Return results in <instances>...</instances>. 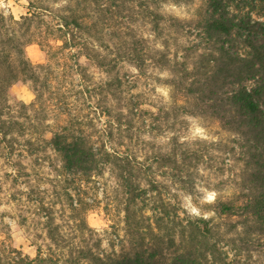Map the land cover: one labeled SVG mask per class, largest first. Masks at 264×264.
<instances>
[{
    "label": "trees",
    "instance_id": "obj_1",
    "mask_svg": "<svg viewBox=\"0 0 264 264\" xmlns=\"http://www.w3.org/2000/svg\"><path fill=\"white\" fill-rule=\"evenodd\" d=\"M168 1L192 0H67L50 20L43 0H29L27 12L18 18L0 11V153L7 150L11 156L15 145L31 148L35 144L29 134L35 133L30 131L35 124L26 112L28 107L11 103L10 88L30 81L38 84L35 99L43 98L41 88L47 90L50 80L39 81L25 52L28 44L36 43L50 59L58 51L74 49L72 65L80 75L86 70L81 65L88 64L108 74L92 91L100 90L104 98L118 104L123 86L116 72L119 62H128L138 71L146 63L168 69L170 77L165 82L171 107L159 108L156 116L168 117L172 112L215 120L235 135L244 153L246 191L216 197L209 205L212 217L190 216L163 196L159 182L149 178L147 168L132 154L107 147L105 141L96 146L78 120H69L68 126L41 141L59 156L62 171L83 182L111 166L122 191L128 248L104 252L82 247L60 260V254L54 257L53 253L38 252L30 257L0 239V264H232L219 243L237 225L241 232L236 239L242 251L264 248V20L250 14V9L260 7L257 15L264 17V0H201L190 18L162 13L160 7ZM140 23L149 27L160 46L154 47L138 35ZM185 34L194 35L198 42L180 46L178 39ZM239 43L246 51H241ZM171 45L175 46L172 57ZM179 47L182 51L177 57ZM135 109L134 105L129 111ZM102 112L108 117L106 136L110 139L112 130L122 124V110L110 105ZM19 138H24L23 143ZM172 151L156 155L154 161L171 169L174 181L185 183L182 172L189 167L188 153L182 150L178 160L176 149ZM68 197L71 215L79 219L83 230L88 227L82 217L87 203L78 196L74 204ZM146 207L153 211L151 217L144 215ZM38 208L45 217L47 237L60 245L62 237L50 208L42 202ZM231 217L238 219L233 224L214 222V218ZM221 225L226 227L223 233Z\"/></svg>",
    "mask_w": 264,
    "mask_h": 264
},
{
    "label": "rangeland",
    "instance_id": "obj_2",
    "mask_svg": "<svg viewBox=\"0 0 264 264\" xmlns=\"http://www.w3.org/2000/svg\"><path fill=\"white\" fill-rule=\"evenodd\" d=\"M67 0H43L48 6L49 20ZM29 0H2L0 11L14 18L27 12ZM201 0L188 2L168 1L161 5L164 14L178 18H190L199 9ZM247 9V8H246ZM260 7L250 9L252 18L264 20L257 15ZM147 25H137L138 35H143L150 44L158 47L159 39L153 40ZM180 46L198 42L191 34L180 36ZM241 51L246 47L239 43ZM172 57L175 46L171 45ZM177 49V57L181 54ZM30 62L37 69L39 81L49 79L48 89H43V98L35 99L34 86L30 81L19 82L10 88L11 103H24L27 114L35 126L30 127L31 140L35 144L30 148L15 145L11 156L8 151L0 153V239H5L13 247L20 249L30 257L38 252L60 254L63 260L70 251L89 247L96 251L118 252L128 248V237L124 232L122 191L110 165L103 167L102 173L83 182L78 177L68 176L62 171L59 156L41 140L68 126L69 120H78L82 129L90 133L95 145L105 141L107 147L115 146L119 151L132 154L147 168L149 178L159 182L163 196L171 202H177L190 216H214L209 205L216 197H231L243 194L245 169L244 153L238 145L237 137L225 130L215 120H204L198 116L169 112V116H156L159 108L170 109V89L165 79L170 77L168 69L146 63L138 71L128 62H119L116 72L123 79L120 103L104 98L100 90L92 91L108 79V74L93 64L81 65L86 68L80 75L75 71L71 54L74 49L58 51L49 58L36 44L25 47ZM121 107L123 119L119 129L112 130L107 138L108 117L102 112L104 106ZM136 106V111H129ZM24 138H19L23 143ZM176 149L177 159L180 152L188 153L189 167L182 172L185 183L174 181L172 170L160 167L154 161L158 154L172 153ZM32 151L30 153V151ZM18 162V163H17ZM83 198L87 210L82 217L88 227L83 230L78 218H73L69 209L70 200ZM79 194V195H77ZM38 202L48 206L54 223L62 237L60 245L50 242L44 227L45 217L38 208ZM153 211L146 207L144 215L151 217ZM179 215L182 213L179 211ZM237 217L227 219L214 218L233 224ZM149 222H152L150 218ZM231 227V226H230ZM220 232L226 229L220 226ZM241 232L237 225L226 233L220 246L226 254V260L232 264H264V248L242 251L237 240ZM230 239V240H229ZM231 239H234L231 241ZM241 247L235 254L236 248ZM77 254V253H76ZM235 254V255H234ZM59 260V261H60ZM60 264V262H58Z\"/></svg>",
    "mask_w": 264,
    "mask_h": 264
},
{
    "label": "clouds",
    "instance_id": "obj_3",
    "mask_svg": "<svg viewBox=\"0 0 264 264\" xmlns=\"http://www.w3.org/2000/svg\"><path fill=\"white\" fill-rule=\"evenodd\" d=\"M0 2H2V0H0Z\"/></svg>",
    "mask_w": 264,
    "mask_h": 264
}]
</instances>
